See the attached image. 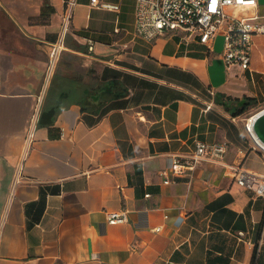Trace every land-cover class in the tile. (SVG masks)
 I'll return each instance as SVG.
<instances>
[{"label": "crops", "instance_id": "crops-1", "mask_svg": "<svg viewBox=\"0 0 264 264\" xmlns=\"http://www.w3.org/2000/svg\"><path fill=\"white\" fill-rule=\"evenodd\" d=\"M72 1L50 67L65 0H0V264H264V195L233 176L264 173L234 114L264 97V33L241 69L219 35L213 51L180 30L136 35L134 0ZM197 141L225 143L222 162H193ZM116 210L127 220L109 223Z\"/></svg>", "mask_w": 264, "mask_h": 264}, {"label": "built area", "instance_id": "built-area-1", "mask_svg": "<svg viewBox=\"0 0 264 264\" xmlns=\"http://www.w3.org/2000/svg\"><path fill=\"white\" fill-rule=\"evenodd\" d=\"M66 7L61 17V30L50 52V67L53 66L65 33L70 29L72 18V0H65ZM97 6L117 9L118 3L90 0ZM134 32L151 40L166 31L180 30L182 39L197 40L213 51L215 37L221 36L219 55L226 66L237 65L241 69L250 68L253 36L264 33V11L257 0H134ZM88 49L93 47V39L86 38ZM250 116L247 118L249 131ZM226 145L223 142L197 141L193 153V162L207 160L222 162ZM241 151V150H240ZM191 163L180 161L172 155L169 170L172 175L186 174ZM236 183L256 195H264V173L235 167ZM170 177L163 181L168 182ZM148 195V193H145ZM107 220L111 224L127 220L124 210L108 211ZM161 225L154 227L160 230ZM147 264H157L151 261Z\"/></svg>", "mask_w": 264, "mask_h": 264}, {"label": "water", "instance_id": "water-1", "mask_svg": "<svg viewBox=\"0 0 264 264\" xmlns=\"http://www.w3.org/2000/svg\"><path fill=\"white\" fill-rule=\"evenodd\" d=\"M66 95V91H61L56 97V104L50 106L47 109H42L39 114V122L50 123L53 121L56 106ZM249 132L255 142L264 148V107L253 114V117L249 123Z\"/></svg>", "mask_w": 264, "mask_h": 264}, {"label": "rangeland", "instance_id": "rangeland-1", "mask_svg": "<svg viewBox=\"0 0 264 264\" xmlns=\"http://www.w3.org/2000/svg\"><path fill=\"white\" fill-rule=\"evenodd\" d=\"M263 107L264 97H256V101L247 106V108L243 111L242 116L246 119Z\"/></svg>", "mask_w": 264, "mask_h": 264}, {"label": "trees", "instance_id": "trees-1", "mask_svg": "<svg viewBox=\"0 0 264 264\" xmlns=\"http://www.w3.org/2000/svg\"><path fill=\"white\" fill-rule=\"evenodd\" d=\"M236 100L238 101V105L235 109L234 114L243 112L247 108L248 105L256 101V97L249 96V95H243L239 100L238 99Z\"/></svg>", "mask_w": 264, "mask_h": 264}, {"label": "bare ground", "instance_id": "bare-ground-1", "mask_svg": "<svg viewBox=\"0 0 264 264\" xmlns=\"http://www.w3.org/2000/svg\"><path fill=\"white\" fill-rule=\"evenodd\" d=\"M253 115L250 116V119H252Z\"/></svg>", "mask_w": 264, "mask_h": 264}]
</instances>
